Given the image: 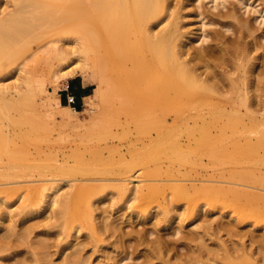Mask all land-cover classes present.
I'll list each match as a JSON object with an SVG mask.
<instances>
[{
	"label": "bare ground",
	"instance_id": "1",
	"mask_svg": "<svg viewBox=\"0 0 264 264\" xmlns=\"http://www.w3.org/2000/svg\"><path fill=\"white\" fill-rule=\"evenodd\" d=\"M174 1L0 0V175L10 176V180H14L8 184L20 183L21 181L15 178L20 179L27 175L29 179L25 182H43L26 186L29 190L27 202L22 206V210L16 213V217L28 219L47 204L50 210L44 217L47 220V230L61 227V232L71 234L73 230L78 233L85 228L89 229L92 237L96 239L101 235L116 236L117 233H120L122 238L121 228L117 225L120 228L118 232L119 228L113 223L116 217L111 219V222L106 215L102 218L100 216V224L95 218L97 210L101 207L97 204L101 202L102 197L99 196L108 188H113L121 200H138L141 211H147L148 204L158 200L163 206L166 222L182 220L183 216L190 213L198 219L211 212L213 215L216 212L221 214L208 218L210 220L206 222H199L197 219L198 223L186 235V232L181 230L184 225H181L180 229L175 227L177 236L182 231V235L177 238L183 239L182 243L186 239L193 245L195 240H199L198 248L187 243L190 253L187 254L188 257L183 255L187 257L184 264H264V235L261 238L260 234L258 237L256 232L254 234L252 231V234L249 231V237L248 234L244 236L246 233L237 232L236 228L230 227L233 225L231 222L227 225L222 219L228 212L222 211L224 207L231 206L233 212L229 210L231 213H227L230 221L239 225H254L253 227L264 223V174L259 173L264 166V66H261L264 61V49L259 45L261 42H258L252 24L240 18L235 10H219L217 15L214 14V17L212 15L206 20L204 5L195 3L200 0H189L186 5L184 2L181 5L178 3L179 6L174 4ZM236 1L238 7L242 8L253 5L251 0ZM225 2L227 1L215 0L211 8L217 9L220 5L225 8ZM186 6H193V16L201 18L198 20L201 22L200 27L192 28L191 31H186L185 28L188 29L186 25L192 21L186 24L182 21L190 15L182 14ZM263 10L257 8L256 12ZM215 15L231 20L220 21ZM259 16L264 23V13L257 15L256 20ZM218 23L225 30L207 31L205 28L208 24ZM51 35L67 38L73 36L77 42L68 46L56 45L60 39L51 41L55 45L49 50L59 62L58 66L53 67L52 77L63 81L76 75L86 77L90 73L89 80L92 78V82L101 87V98L106 100L105 96H108L111 100L115 95L117 100L115 97L114 100L120 102L117 104L120 107L116 108L127 112L126 116L132 115L136 125L132 123L137 132L158 131L156 136L149 135L150 137L146 138L148 141L145 139L141 144L145 145L146 149H150L149 146L154 149L159 145L166 148L168 145L171 150L166 152V162H160L162 158L158 156L159 163L156 162L157 159L154 160L156 166L151 160L154 167H144V164L149 163L141 162L146 159L142 160L143 156H138L139 139L134 138L130 139L131 146L126 153L112 146L122 158L118 165L105 157L96 162L81 157L72 164L70 156L66 155L63 160L52 161L48 153L39 156L38 153L42 154L44 150L41 148L38 149L42 152L37 150L36 155L34 154L36 157L32 156V150L28 146L32 138V142L36 139L37 130H33L38 127L35 116L43 111L55 114L50 101L46 98H40V102L37 100L47 91L45 78L25 76L23 83L9 84L5 82L4 75L11 73L17 61L28 52L32 39L43 40ZM250 36L252 41L246 40ZM260 37L263 40L264 33ZM209 41L211 43L205 44ZM14 88L18 89V96L13 95ZM108 89L109 92L112 91L113 96L106 93ZM58 105L63 111L57 114L68 122H73L74 115L82 113L74 106L62 104L60 97ZM112 106L107 107L109 111ZM27 109L39 112L35 113L33 119L32 113L35 111L30 110L31 115L27 118ZM139 110L141 115L138 114ZM118 111L119 109L116 113ZM143 111L144 115L151 114L147 117L148 120L150 117L151 122L146 116H142ZM144 120H147V123ZM125 121L128 125L127 120ZM24 124L26 127L31 125V129L27 128L24 133L16 130V127ZM4 125L9 128L4 129ZM127 128L125 135H130V128ZM33 131H36L35 134ZM151 131L148 133L152 134ZM147 152L151 154L155 151ZM191 155V159L196 158L189 160ZM204 157L208 161H205ZM226 163H230V168L228 165L226 167L229 170H221ZM220 164L222 168L218 171ZM233 164H236V167ZM248 165H252L251 169ZM253 165L262 167H259L257 172L258 169L256 170L255 166L253 168ZM138 166H143L142 169L146 170L140 172L137 179L134 171L138 170ZM11 170L13 172H9ZM203 170L206 173H203ZM134 181L149 182L133 186ZM19 188H0V194H6L5 197H0V225L9 220L7 226L3 227L7 232L0 236V253H13L12 250L8 253L6 250L20 246L24 248L27 244L28 248L25 247L24 251L32 254L31 259L36 264H54L55 261L51 262L50 257H47L49 260H44L45 254L51 256V252L47 254L49 241H35L33 238L32 234L36 232L38 222L24 224L25 226L17 229L19 225L11 214L12 200L9 204L7 200H10ZM154 216L157 217L158 214ZM223 231H226L228 236H239L240 240L237 237L239 241L235 239L234 242L229 238L232 241L229 243V239L228 241L220 235ZM149 233L152 236L155 232L149 230ZM147 234L148 232L138 234L140 240H145L143 238ZM172 234L175 235L173 232ZM207 234L217 236V246L213 247L206 242ZM246 237L249 239L245 240ZM85 240L79 245H87ZM140 240L138 238V245L144 243ZM162 240H146L152 242L151 245L157 242L152 247L158 255L148 253L149 257L145 256L147 258L144 262H153L159 255L160 259L168 249L174 250L175 244H171V248L168 241ZM118 241H114V244ZM67 243L65 244L68 246L64 244L63 252L75 247L74 244ZM79 245L77 250L68 253L70 255H62L65 257L61 259V263L55 264L86 263L87 259L85 260ZM120 246L122 247V244ZM123 246L127 248L130 245ZM119 247L117 244V248ZM124 250L121 254L125 255L117 258L120 262L132 258L130 252L125 253ZM19 254L17 253V256ZM2 255L0 258L6 256ZM21 256L19 264H26L28 259L26 257L24 260V252ZM183 256H180L181 259ZM165 259L164 257L163 260ZM176 263L183 262L181 260Z\"/></svg>",
	"mask_w": 264,
	"mask_h": 264
},
{
	"label": "rangeland",
	"instance_id": "2",
	"mask_svg": "<svg viewBox=\"0 0 264 264\" xmlns=\"http://www.w3.org/2000/svg\"><path fill=\"white\" fill-rule=\"evenodd\" d=\"M175 1H174V4L179 6V4L181 5V3H183V2H184L183 4L186 5L189 0H177L176 1L177 3ZM200 1L195 2V3H197V4L200 3V4L204 5L203 6L204 9L203 8L202 9L204 10V12L207 16L206 20H208L210 17H212V15L214 17V14L217 15L219 10H222V9L224 12H226L227 10L232 11V12H233V10H235L234 12H238L239 14L238 13L237 14L240 18H242L244 21H249L252 24V26L254 27L253 30L255 31V34L258 36V40H259L258 42H261V44H259V45H261L260 47L261 48L263 47V49H264V39L262 40V38L260 37L261 34L263 35V33H264V23L261 22L262 19L260 16L257 20L255 18L257 15H260L261 12L264 13V10H263L264 9V0H257V1L251 0L250 3H252L253 5H247L248 6L247 8H246V6L243 8L241 6L238 7L239 5L236 4L237 3L236 0H226L227 2H225V8L223 5L222 6L220 5V7L217 9L211 8L212 4L215 2V0H202V2H200ZM222 1L223 0H218V2H222ZM257 8L261 9L263 11L256 12ZM187 13L190 14L191 16L188 15L186 18L182 19V21L185 24L190 22V21H192V23L187 24L186 26L189 28L188 29L185 28V30L191 31L192 28L200 27L201 22H198V20H200L201 18L193 16V13H194V7L193 6H186L183 9L182 14L185 15ZM217 17L219 18L220 21L231 20L229 18L227 19V18L220 17V16H216V18ZM220 25H221L220 23H218L216 25L208 24L207 26H205V28L207 29V31H209V30L211 31L213 29L221 30V31L225 30V28H222ZM227 33L230 34L232 37H234V35H232L230 32H227ZM75 38L76 37H73V36H69V38H67V36H62V35L61 36L60 35H51V36H48L47 38H45L43 40L32 39V41L30 42V44L28 46V48H29L28 52L26 54H24L17 61L16 65L14 66V69L12 70L11 73L4 75L5 82H7L9 84H14L16 82L17 83H23L25 76H28V77L43 76L45 78L44 81H45V85H46L45 87H46L47 91L45 93H43L40 97L38 96L39 98L37 97L38 98L37 100L40 102V101H42V100H40V98L41 99L46 98L48 101H50L52 103V105L54 106L53 108L55 110V114L46 113L43 111L42 113L35 116V118H37V122H35V123H36V126H38V127L34 128L33 130H37V133L35 135L36 139H35V136H33L35 140L32 142L33 138L31 139L30 145L32 147L30 145L28 146V148L30 150H32V152L30 151L32 153V156L34 154L36 155L35 151H37L41 148V149L46 150V152H44V150H42L43 152L41 150H39V152L41 151L43 154L42 155V154L38 153L39 156H44V153L46 155L48 153V156L50 154L49 158L53 159L52 161H54V159L63 160L64 156H66V155L70 156L72 164L76 161V159H80L81 157H86V158L90 159L92 162L93 161L94 162L100 161V159H102V157H105L107 160L111 161L112 163L113 162L117 163V165H118V163L122 161V158H121L119 152L115 148L113 149L112 146H115L116 148L118 147L119 149H122L123 152L126 153L131 146L130 145V139L134 138V139L140 140V141L138 140V143H139L138 145L140 148L138 150V156H140V155L143 156V158H141L142 160L146 159L145 161H141V162L142 163L146 162V163H149L148 165H150V166H148L147 164H144V165H146L144 167H152V166L154 167L156 162H158V160H159L158 158L160 156H161L160 158H162V160H160V162H166L167 160H165V159H167V155H168L166 152L171 150L170 147H167L168 145L166 146V148H165V146H162V145H159L158 147L155 146L156 148L153 147L156 150H158V148H159V150H160V148H163V149L170 148V149H167V151L166 150L164 151L163 149H161L160 151L159 150L156 151L154 149H151L152 148L151 146H149L150 149H148V147H147V149L150 150V152L155 151V152H152L154 154L151 153L152 154L151 155L149 152H147L148 150L146 149V146L141 144V142H143L146 138L150 137L149 135L156 136L158 134V131L157 132L155 131L156 132L155 133L154 130H153V132L151 130H149L148 132L151 131L152 134H150L146 131L145 132L141 131L142 132L141 133V132H139V130L137 132L135 129V125H136L135 123L136 122L135 123L133 122L134 118H131L132 117L131 114L129 115L131 118L130 123H129L128 120L130 118H129V116H126L128 114H125L127 112L124 113V111L123 112L121 111V108H118L119 111H118V113H116V110H118L116 108V106L118 107L119 105H117V104H119L120 102H117L114 100L115 95L113 96L112 91L109 92V89H108V91L106 93L109 96L112 95L113 98L112 97L111 98L113 100L112 99L110 100V98L108 96H105L106 100H103V99H105L104 97L101 98V94H100L101 87L98 83H93L92 78H91V80H89L90 76H88V75L90 73L87 74L86 77H85V75L84 76L83 75L82 76L76 75L74 77H70L69 79L63 80V81L55 80L52 77V70L54 69L53 67L58 66L59 62H58V58H56L53 55L52 51L49 50L52 46L55 45L51 41L53 39H57V40L60 39L61 41L57 42L56 45L67 44L68 46H71V45L77 43ZM252 39L253 38L251 36L246 38V40H248V41H250V40L252 41ZM262 42H263V44H262ZM208 43H211V42L209 41V42H206L205 44H208ZM197 44H199V42ZM255 52L253 53V55L255 54ZM263 62H261V66H264ZM74 78L80 79V81L86 85H91L92 95L87 97V99H85L84 105L80 109L82 111V113L74 115L73 122H68L66 120L61 119L59 114H57V113L63 111L58 105V97H60L59 94L62 93L63 89H65L66 86L68 85V83ZM23 90H24V87H23ZM13 95H15V96L19 95L18 89H16V88L13 89ZM107 98H109V99H107ZM115 99H116V97H115ZM61 102H62V100H61ZM112 102H113V104H114V102H116V103L113 105V104H111ZM62 104H64V103L62 102ZM108 104H110V105L108 106ZM110 106H112L113 109L111 108L109 111V108H107V107H110ZM30 110L31 109H27L28 112H26V113L28 114ZM32 111H35V110H31V112ZM40 111H42V110H40ZM105 111L108 113H110L112 111V113H110V114L107 113L108 114L107 115ZM31 112L28 114V116L26 114L27 118L30 117L29 115H31ZM36 112H39V111H35L32 113L33 119H34V115ZM139 113H141V111L138 112V114ZM144 114L145 113L143 111L142 116ZM139 115H141V114H139ZM148 115H144V116H146L147 120H148V118H147ZM154 115L155 114L153 113V116ZM153 116H151V117H153ZM138 118H139V116H138ZM141 118L145 119L143 117H141ZM33 119L31 117V120H33ZM156 119H158V117ZM31 120H29V121H31ZM125 120H127L128 125L126 124ZM147 120H144V121L147 123ZM149 120H150V117H149ZM34 121H36V119ZM149 122H151V121H149ZM35 123L33 122V124H35ZM123 123H125V124H123ZM29 124H30V122H29ZM29 124H26V125L28 126ZM29 126L30 127H26L24 124V125H21L19 127H16V130L19 131L20 133H24V131H26L27 128L31 129V125H29ZM126 126L127 127L129 126L128 128H130V131H131L130 135H128V133H127V135L129 137L127 135H125L126 134L125 130L127 128ZM3 128L7 129L9 127L4 125ZM33 132L35 134L36 131H33ZM146 140L148 141V139H146ZM36 147H37V149H35ZM140 153H142V154H140ZM160 153H162V154H160ZM163 153L165 154V156ZM38 154H37V157H38ZM157 154H159V155H157ZM35 155H34V157H36ZM192 156L193 155L188 157V159L189 158L191 159ZM140 157L138 160H140ZM195 158L193 157V159H191V160H194ZM129 159H130V155H129ZM156 159H157V161H156ZM204 159H205V161H208L206 157H204ZM151 160H152V162L154 160L156 161V162L155 161L153 162V164L155 163L154 165L152 164ZM229 164H227V163H226V165L223 164V166L225 168L224 167L222 168L221 164L219 165L220 167L218 165H217L218 167L217 166L216 167L219 169L218 171H221L223 169H224L223 171H227V170H229L228 168H230ZM235 165L233 164V166H235ZM139 166H141V165H139ZM139 166H138V170H141V171L138 172L137 169L134 171V174L137 175L136 176L137 179H138V175H140V172H144L143 170H146V169H142V168H144L143 166H142V168L141 167L139 168ZM249 166L251 169L252 165H248V167ZM254 166L255 165H253V168L256 167L255 168L256 170L260 167V165H258V166L256 165L255 167ZM262 166H263V164H262ZM226 167H228V168H226ZM231 167H232V163H231ZM261 167H260V169H261ZM213 169L215 170V167ZM9 172H13V171L11 170ZM209 172H211V169H209ZM257 172H259V169ZM203 173H206V172L203 170ZM259 173L264 174V166L262 167V169ZM194 175H196V174L194 173ZM36 176H38V175H36ZM28 177L29 176L27 175L26 177H23V178L20 177V179H18L19 177L15 178V180H20L21 182L15 183V184H8V182L10 183V181H14V180L13 179L10 180V176L6 177V176L0 175V188L3 189V188H6L8 186L20 187L18 192L15 193L14 196L10 200H7L8 204H9V201L12 200L10 202L11 205L13 204L12 205L13 212L11 214H12V216L13 215L15 216V217L13 216L14 221H15V219L17 220L16 222L19 225L18 226L19 228H17V229H20V226L23 227L24 224L29 225L30 223L38 222L37 224L39 226L37 227L36 232H34L32 235L34 236L33 238L35 239V241L36 240H44V239H45L44 241H46V239H47V242L49 241V248L47 249V254L51 252L49 254L51 256H47L45 254L44 260H47L48 259L47 257H50L51 262L55 261V262L61 263L62 262L61 259L65 257V256L62 257V255H66V253H67V255H70L68 253H71L72 251L77 250V248H79V247H77L79 245V243L80 244L83 243V240H85L87 238L86 240L88 242L86 240H85L86 242L84 241V243H86L87 245H83V246L79 245L81 247L80 249H82V251H83L82 254L85 256L84 257L85 260L87 259L86 263H82V264H87V262H88V264H138V263L140 264V262H142V261H143L142 264L143 263L144 264H166L168 262V260H170L171 262L174 261V262H172V264H174V263L179 264L176 262H180L182 260L183 263H181V264H184L186 262L185 259L188 257L187 254L190 253L187 249H189V247L193 246V245H194L193 246L194 248H198L197 243H199V240H195L196 243L194 242L193 245H192L191 241H189V243H188V240L186 241V239H185L184 243H182L183 239H180V240L177 239L180 237V235H182V231L184 233L186 232L185 233V235H186L187 233H189L188 231H190L191 228H193L194 225L196 223H198L199 220H203L204 222H206V221L210 220L208 218H210V217L212 218V217L216 216V214L218 216H221V214L219 212L214 213V215L211 212L207 215H204L202 218L198 219L194 214L190 213L188 215L183 216L182 220L181 219H177V220L174 219L171 221L167 220L168 222H166L165 216L163 214V206L161 203H159L158 200L151 201L148 204L147 211L146 210L141 211L138 207V203H139L138 200H132L130 202L126 201L127 198H125L124 200H121L120 198H118V195L113 188H108L107 190L102 192V194L99 196V198L100 197H102V198L100 199L101 202L97 203V204L101 207L96 212V217H95L96 222H98L100 224V221H101L100 219L105 215L108 217V220H110V221H111V219H114L116 217L115 218V220L117 219L116 222H115V220H114V222H113V220L111 222H113L114 224H116V226L118 225L121 228L122 238L120 236V233L119 234L117 233V235L122 240L119 239V237L117 238L116 237L117 235L116 236L101 235V237H99L98 238L99 240H98L95 237H92V233L89 229H85V228L82 229L78 233H75L73 230V232L71 234H67L66 232H61L62 231L61 227H56V228H53L51 230H47V227L45 226L47 220L44 218L50 212L47 204H44V207H42L38 213L32 215L28 219L25 218L22 220L21 218H19V216H17L18 218L16 217V215H17L16 213L20 212V210H22V206L27 202L29 190L26 189V186H28L30 184L33 185V184H42L43 183V182H25L26 180L28 181V179H29ZM38 177H36V178H38ZM148 182L149 181H143V182L134 181L132 183V185L134 186L136 184H145ZM5 183H7V184H5ZM0 195H2L0 197L3 198V197H5L4 195H6V194L1 193ZM184 205H185V203H184ZM184 205H182V206H184ZM172 207H175V206L172 205ZM228 207H230V208L227 209ZM227 208L224 207V209L222 211H224V212L228 211L227 213L233 212V209H231L232 208L231 206H227ZM229 210H232V211L229 212ZM148 211L150 214L147 213ZM218 211H220V209H218ZM227 213H226V215H224L225 217L222 219L226 222L227 225H230L232 223L233 225L230 227L233 229L236 228L237 232H241V233L243 232V234L246 233L244 236H247V234H248V237L251 234V233L249 234V231L250 232L254 231V234L256 232V235L258 237L261 235L260 236L261 238L264 235V225H263L264 223H262L259 226L261 229L259 227H256V226H255L256 227L255 228V227H253L254 225L251 226L250 224L249 225L248 224L239 225L235 221H230L231 219H229L230 217H227L228 216ZM151 214H153V215H151ZM156 214H158L157 217L154 216ZM100 216H101V218H100ZM156 218H158V220ZM197 219H198V221H196ZM27 220H29V221H27ZM3 222H4L3 225H0V236L1 237H2L3 232H5V233L7 232V229H5L3 227L7 226V224L9 223V220L3 221ZM5 222H7V223H5ZM199 222H201V221H199ZM0 223L2 224V222H0ZM4 224H5V226H4ZM166 224H167V226H166ZM181 225H184V226L182 227ZM180 226L182 227L181 228L182 231H181V234L179 233L180 235L177 236V234H175V227H176V229H177V227L180 229ZM120 228L118 229V232L120 231ZM173 229H174V231H173ZM149 230L153 231L155 233H153V235L151 236V234L149 233ZM244 230H245V232H244ZM144 231H147L149 235L147 234L143 238V239H145V240H143L144 243H141V245H138L139 244L138 238H139V240L141 239L139 237V235L142 233L143 234L147 233ZM172 232L175 235H173ZM123 233H124V235H123ZM227 234L228 233L226 231H223L220 235H222V238L224 237L227 240L229 238H232L233 241L235 239H236L235 241L240 240L239 236L232 237L229 235L230 236L229 237ZM252 234H253V232H252ZM258 234H260V235H258ZM237 237L239 240L237 239ZM248 237H246L245 240H248L249 239ZM155 238L156 239H158V238L163 239L162 241L165 240L164 242L168 241V244L170 243L169 247H171V248H173L171 246V244L172 245L175 244L174 250L168 249V251L170 250L169 253H167L168 251L163 252V254L166 253V255L162 254V256H161V258L163 256L166 258L165 259L166 263L163 260L164 257L162 259L158 258V257H160V255L158 257H156L158 259L155 258V260L153 262L152 261H150V262L145 261L146 263L144 262V260H146L145 258H147L145 256H148L147 255L148 253H151L154 256L158 255V252L156 254L155 250L153 249L154 244H156L157 242L153 243V245H151L152 242L150 243V242L146 241V240L151 241V239L154 240ZM205 238H206V242L208 241L207 243H210V245L212 244L211 246H213V247L217 246L216 243L219 241V240H217L218 239L217 236L207 234L205 236ZM118 239L121 242L122 247L120 246L121 244L118 241ZM243 239H244V237L241 240H243ZM174 240H179V242L178 241L174 242ZM229 240H228L229 243H231L232 242L231 239H229ZM70 241L72 243H69ZM80 241H82V242H80ZM114 241H116V242L118 241L117 244H118V247L120 246L119 248H117L116 242H115L116 245L114 244ZM140 241L143 242L142 240H140ZM177 242L179 243L178 246H177ZM65 243L74 244L75 247H73V248L70 247L69 249H67L63 252V247L68 246ZM187 243L190 246H187ZM64 244H65V246H64ZM149 244L151 245V248H150ZM123 245H130V246L125 248V246H123ZM23 247L24 248L26 247L25 249L28 248L27 244ZM123 247L125 250L122 249ZM176 247H178V249ZM193 247H192V249H193ZM24 248H22V246H20V247H16L13 249L6 250L7 253L10 250L14 251L13 253L10 251L9 252L10 254L9 253L5 254V252L4 253L2 252L3 253V255H2V253H0V255H2V256L6 255L5 257H3L4 259L2 257H1L2 259L0 258L1 259L0 264H2V263L3 264L4 263L15 264V262L17 264H19V260H20V258H22L21 254L23 255V252H24V256H25V257L23 256L24 260L26 259V257L28 259V262L26 260V264L27 263L28 264H36L35 261L33 259H31L32 254L30 255L28 252L25 253ZM61 248H62V250H61ZM29 250H30V248H29ZM122 250H124L125 253L130 252L129 254H130V256L132 255V258L124 260L123 262L118 261L117 258H120L121 257L120 255H125L124 253L121 254ZM16 252L18 254L20 253L19 256H17ZM132 252H133V254H132ZM14 253L16 256L14 255ZM159 253L161 254V252H159ZM185 254L187 255V257H185L186 256ZM177 255H179V256H177ZM183 255H185V256H183ZM180 256H183L184 258L181 259ZM29 257H30V260H32V261L29 260ZM170 261H169V264H171ZM46 262H48V261H46ZM55 262H54V264H55ZM60 263H57V264H60Z\"/></svg>",
	"mask_w": 264,
	"mask_h": 264
},
{
	"label": "crops",
	"instance_id": "3",
	"mask_svg": "<svg viewBox=\"0 0 264 264\" xmlns=\"http://www.w3.org/2000/svg\"><path fill=\"white\" fill-rule=\"evenodd\" d=\"M92 87L91 85H86L80 81V79L74 78L69 83L67 88L63 89L62 93L59 94L60 99L65 105H71L67 101V96L74 95L76 98V104L71 105L76 109H81L84 105L85 99L92 95Z\"/></svg>",
	"mask_w": 264,
	"mask_h": 264
},
{
	"label": "built area",
	"instance_id": "4",
	"mask_svg": "<svg viewBox=\"0 0 264 264\" xmlns=\"http://www.w3.org/2000/svg\"><path fill=\"white\" fill-rule=\"evenodd\" d=\"M67 101L71 104L74 105L76 104V98L74 95L67 96Z\"/></svg>",
	"mask_w": 264,
	"mask_h": 264
},
{
	"label": "trees",
	"instance_id": "5",
	"mask_svg": "<svg viewBox=\"0 0 264 264\" xmlns=\"http://www.w3.org/2000/svg\"><path fill=\"white\" fill-rule=\"evenodd\" d=\"M80 110V109H79Z\"/></svg>",
	"mask_w": 264,
	"mask_h": 264
}]
</instances>
